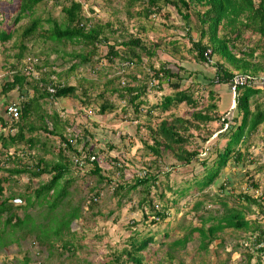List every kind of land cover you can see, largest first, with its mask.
Here are the masks:
<instances>
[{"label":"rangeland","instance_id":"374dc122","mask_svg":"<svg viewBox=\"0 0 264 264\" xmlns=\"http://www.w3.org/2000/svg\"><path fill=\"white\" fill-rule=\"evenodd\" d=\"M9 1L0 0L1 11L6 12L11 9L10 11L14 12L11 5L4 4ZM74 1L82 4L84 16L90 18L93 24H111L114 33L111 34L107 29L105 33L109 38V45L117 44L116 50L127 52L121 46V42L127 39L128 33L137 34L148 46L159 42V48L154 56L142 55L140 62L125 67L118 57L113 60V63L106 59L108 48L104 44L100 47L99 52L101 61L95 63L94 69L85 64L71 70V66L78 62L71 58V54L86 51L81 45L55 46L50 41L44 42L39 37L25 42L27 48L34 55L41 52L48 54L46 60L49 63L48 66H44L38 71L31 65L43 64V56L40 59L27 57L23 63L27 64V66L23 65V70L27 75L37 79L41 74H48L49 71L60 75L66 73L67 76H63L60 82L78 86L80 96L79 86L82 85L87 89L91 100V105L88 107L72 98L50 99L44 107L48 114L58 115L62 124L60 127L63 128L68 140H75V136L83 141L88 140V147L82 154L96 155L101 174L110 182L103 181L98 184L97 177L90 174L93 169L91 164L74 161L70 167V173L63 179L73 181L68 187V195L54 212H57L56 214L48 215L46 202L40 205L32 198V206L18 211L20 219L28 216L23 220L22 226H11L6 228L4 234H1L3 226L2 221L0 222V264H22L26 258L30 264H103L110 261L115 252L124 248L129 249L127 240L130 236H135V233L138 234V239L152 238L153 235L152 242L143 252V264H254V259L248 263L246 258L248 251L242 245L244 241L251 238V231L226 229L218 235V239L206 251L199 249V237L195 231L190 234L183 247L174 249L169 245L182 239L190 229L199 227L201 224L200 215L207 216L204 210L198 213L192 211V207L199 200L208 205V207L206 205L207 210H212L213 213L220 215L223 213V208L219 200L224 199L228 207L241 210L246 220L250 222L255 220L264 230V169L257 168L264 165V123L250 135L244 145L240 146L242 152L248 154L247 159L252 163L245 162L246 164L234 166L229 162L215 182L203 191L197 190L194 182L202 176L203 170L199 164L194 163L185 168L178 167L171 171L168 178L161 176L160 181H168V185L173 191H166L165 199L169 207V216L160 224H151V219L143 221L141 212L136 209V203L141 197L140 193L132 192L121 199L114 195V189L117 186L131 183L135 176L142 175L149 162L153 160V156L140 141L147 134L144 126L137 129L138 123L132 119L134 117L132 108L128 109L129 115L125 119L121 110L124 104L118 100L116 94L109 95V91L105 90L107 82L113 77H120V81L117 82L118 86H135L146 74L154 76V72L159 69L160 65L172 56L174 61L178 62L179 67L173 61L169 66L173 71L179 72L181 76L187 78L184 87L191 86L195 97H200L199 101L202 106L207 105L208 92L213 91L218 115L231 120L237 115L232 92H229L227 85L210 87L208 81L214 76L216 62L223 63L231 71H233L232 66L219 56L212 58L207 64L197 63L194 60L195 53L191 52V43L200 39L199 32L193 26L195 18L192 17L193 21L190 25L192 30L190 29L188 34L189 28L171 6H165L163 14H156L146 20L137 17L129 18L125 13L126 0ZM52 2V0H46L45 3L38 5L32 16V18H39L42 21L43 29L50 27L47 19L55 20L57 23L63 21L61 7L53 6ZM68 3L69 0L63 1V4L67 5ZM140 8L137 5L132 9V12H137ZM165 14H168V17H165ZM30 19V17H26L14 27L9 26V29L14 28L17 31L12 39L4 44V47H0V117L4 120H8L5 107L9 103L20 105L21 98L17 90L11 91L7 95H2L1 90L2 84L11 79L9 68L10 64L14 63L13 55L17 52V47L14 46ZM257 38V36L251 37L249 33L245 32L243 40L240 42L245 44L249 39L246 44L251 45ZM203 42H206V39H203ZM51 78L53 79L55 76L51 75ZM148 86L150 90L141 98L146 103L139 124H144L147 118L145 111L148 107L154 106L160 102L161 98L173 92L168 84H162L158 88L159 80L157 82V79L154 78L149 80ZM28 95L31 97L32 91H28ZM104 99H110L116 103L118 107L114 113L98 114L99 105ZM2 103L5 105L2 106ZM171 113L188 117L191 109L180 105L176 110H171L166 114L156 110L153 113L152 124L158 123L161 118ZM47 125L51 129V122L47 121ZM206 129L214 134L208 142L203 144L200 150L201 156L205 155L207 149L210 150L214 146L222 148L226 142V138L219 137V133H222L223 130L219 132L218 122L210 123ZM1 132L5 135L13 134L15 130L10 131L9 127L3 128L0 123ZM32 135L37 136L42 142L46 141L50 152L44 153L41 147L29 149L27 145L20 144L17 149L20 164H27L31 167L38 158H43L48 163L57 161L58 149L61 146L59 138L46 135L42 131H37ZM26 136L29 137V134ZM73 144L82 151V143L77 145L74 141ZM14 151L11 148L8 152L12 154ZM67 154L71 155V152L67 151ZM7 157L12 158V156L4 154L0 156V160L5 162L8 160ZM71 158L73 160L74 155ZM214 158L215 155H212L209 162ZM114 159H117L118 164L112 161ZM169 159V157H165L164 164H167ZM7 166L12 168L14 165H5V167ZM119 166L123 168L122 175L117 171ZM161 169L165 168L161 167ZM0 176L8 175L5 172H0ZM9 179L3 183L4 192L0 201L9 197L15 199L20 194L25 196L26 191L30 192L28 190H33L46 183L50 179V175L44 174L33 179L28 175H20ZM250 179L257 183V188L252 186L254 183L251 184ZM63 180L59 184L63 185ZM226 181L229 183L226 185V190L222 191L220 187ZM95 185L100 190V194L91 210L89 208L92 196L90 190L95 188ZM242 194H247L256 200L260 199L262 207L259 208L241 201L238 196ZM24 196L15 199L13 203L27 205L24 202ZM128 197L131 198L130 202L127 201ZM48 200L52 201V198ZM174 201L176 204H173ZM119 202H121L120 205H118ZM74 208L78 209L79 217L71 222L68 233L65 230L62 231V240L72 244L77 249L76 252L71 247L62 251L60 239L54 240L53 244L56 249L50 252L49 246L40 244L35 237H46L57 232V228L62 223V221L56 220L58 215L62 212L67 213ZM133 208L136 210L134 211ZM132 221H136L135 226ZM207 226H209L208 223ZM14 230H16L15 233ZM23 234L27 235L22 239Z\"/></svg>","mask_w":264,"mask_h":264},{"label":"trees","instance_id":"16d2710c","mask_svg":"<svg viewBox=\"0 0 264 264\" xmlns=\"http://www.w3.org/2000/svg\"><path fill=\"white\" fill-rule=\"evenodd\" d=\"M45 1L10 0L4 3L11 5L14 8V12H11V9L6 12L1 11L0 6V47H4V44L11 40L17 31L14 28L9 29V26L14 27L26 17L31 18L14 46L17 47V52L13 55L15 61L10 64L9 68L11 79L6 80L2 84V95H7L14 90L18 91L21 98V106H18L20 115L17 120L13 121L10 118L4 120L0 117V123L3 128L9 127L10 131L15 130L13 134L8 133L5 135L2 132L0 133V156L4 154L12 156V158L7 157L8 160L5 162L0 160V172H5L8 175L6 177L0 176V199L4 192L3 183L10 180L9 178L28 175L33 179L44 174L50 175V179L46 183L39 185L33 190H28L30 192L26 191L25 196L20 194L17 197L22 198L24 196V202L27 205H15L13 201L17 198L14 199L13 197L0 201V222L2 221L3 226L1 234H4L6 228L8 229L11 226H22L23 220L28 216L20 219L18 211L26 209L27 206H32V198L38 201L40 205L46 202L48 215L57 213L54 212L68 195V187L73 181L63 179L70 173V167L75 159L93 166L90 174L97 177L98 184L103 183V181L110 182L109 179L101 174L96 155L84 154L85 158L79 159L88 147V140L83 141L78 136H75V140H68L63 128L60 127L62 124L58 115L55 113L48 114L44 107L50 99L59 100L63 98L75 99L80 101L85 107H88L91 105V100L87 89L80 85V96L78 86L60 82L63 76H67L66 73L60 75L54 71H49L48 74H41L37 79L27 75L23 70V65H25L23 63L27 57L40 59L43 56V64L31 65V67L33 66L32 68L38 71L42 67L48 66L49 63L46 60L48 54L41 52L38 55H34L27 48L25 42L39 37L44 42L50 41L55 46L81 45L86 51L71 54V58L78 61L71 66V70L85 64L90 65L94 69L95 63L101 61L99 52L100 47L104 44L108 48L105 57L110 63H113V60L118 57L121 62H130L133 65L140 62L142 55L154 56L159 48V42L148 46L137 34L128 33L127 39L121 42V46L127 52L116 50L117 44L109 45V38L105 33L106 29L111 34L114 33L111 24H93L90 18L84 16L82 4L74 0H69L67 5L63 4L65 0H52L53 6L61 7L63 21L62 23H57L55 20L47 19L50 27L43 29L42 21L39 18H32V16L36 7L45 3ZM137 5L141 7L140 10L132 12V9ZM124 6L125 13L129 18L137 17L146 20L156 14H163L164 7L171 6L189 28L187 30L188 34L190 29L192 30L190 25L193 21L192 17H194L195 23L193 26L200 34V39L191 43V52L195 53L194 60L199 64H207L212 58L219 56L229 63L233 69L231 71L223 63L216 62L214 64V76L208 81L210 87L227 85L229 92H231V81L235 74L250 75L252 77L264 75V0H126ZM13 13L15 14L13 15ZM164 16L168 17V14ZM245 32L249 33L251 37L257 36V40L253 41L251 45H247L246 43L249 41L247 39L245 44H242L240 41L243 40ZM203 39H206V42H203ZM207 51H210V53L207 54ZM172 61L179 67L178 62L174 61L172 56H170L169 60L161 64L159 69L154 72V76L146 74L135 86H118L117 82L120 81V77L111 78L105 86V90L109 91V95L116 94L118 100L123 102L124 105L121 110L124 117H126L125 119L129 115L128 109L132 108L134 115L132 119L138 123L137 129L144 126L147 131L144 139L140 141L153 156V160L149 162L144 173L140 176H135L131 183L117 186L114 189V195L121 199L132 192L140 193L141 197L136 203V209L141 212L143 221L151 219V224H160L169 216V207L166 204L165 195L166 191L171 192L173 190L169 187L168 181H160L161 176L168 178L171 171L178 167L185 168L194 163L199 164L203 170L202 176L194 182L197 190L203 191L215 182L229 162L234 166L250 162L247 159L248 154L243 153L240 146L244 145L250 135L255 133L258 127L264 123V106L257 104L256 100V96L263 92L264 87L250 84L242 88H236L234 109L237 115L231 120H227L225 117L218 115L214 92L211 90L208 92V103L206 106H202L199 101L200 97H195L191 86L184 87L187 78L170 68L169 64ZM51 75L55 76V78L52 79ZM151 78L157 79V82L159 80L158 88L162 84H168L173 92L161 98L159 103L148 107L145 111L147 118L144 124H139L142 120L141 114L146 103L141 98L150 90L148 83ZM48 89H52L53 93H50ZM28 91H32L31 97H29ZM1 105L3 106L5 103ZM180 105H185L191 109L188 117L171 113L161 118L158 123L152 124L154 111L159 110L162 114H166L171 110H176ZM117 107L114 101L104 99L99 105L98 114L114 113ZM47 121L51 122V129L48 128ZM214 122L219 123V132L223 130V134L219 133V137L226 138V142L222 148L214 146L210 150L207 149L205 155L201 156L202 152L200 150L203 144L208 142L214 134L206 128L210 123ZM37 131L59 138L62 147L60 146L58 149L57 161L48 163L43 158H38L31 167L27 164H20V158L17 156V149L20 144L27 145L29 149L41 147L44 153L50 152L46 141L42 142L37 136L32 135ZM27 134H29V137L26 136ZM74 141L77 145L83 144L82 151L77 149L75 144H73ZM11 148L15 151L9 154L8 151ZM67 151H70L71 155L67 154ZM14 153H16V156H14ZM73 155L74 158L72 160L71 157ZM212 155H215V158L209 162ZM91 157H94V160H90ZM165 157L170 158L167 164L163 162ZM112 161L118 164L117 159ZM8 164H13L14 166L12 168L5 167ZM161 167L165 169L162 170ZM258 169L262 170L264 166H259ZM117 171L122 175L123 168H117ZM62 180L63 185L59 184ZM250 182L251 184L254 183L252 184L254 188H257L256 182H252V180ZM228 183L226 181L220 187L222 191L226 190ZM90 192H92V196L89 208L92 210L95 206L94 203H96L95 199L97 201L99 197L100 190L95 185V188H92ZM122 192L124 193L122 194ZM50 198H52V201L48 200ZM238 198L249 205L262 207L260 199L256 200L247 194H242ZM127 201L130 202L131 198L128 197ZM219 202L223 208V213L220 215L213 213L212 210H207L208 205L202 200L197 201L192 207V211L198 213L204 210L207 216L200 215V226L190 229L182 239L174 241L169 246L174 249L183 247L188 241L190 234L195 231L199 237V249L206 251L218 239V235L226 229L251 231L250 235L255 237L253 239L255 244L264 241V230L255 220L253 222L246 220L241 210L228 207L224 199L219 200ZM173 204H176V202L174 201ZM136 209L133 208L134 211ZM216 212L218 213V211ZM78 217V209L75 208L67 213H60L56 220L62 221V223L57 228V232L46 237L36 236V240L46 247L49 246L48 250L52 252L56 249L53 244L54 240L60 239L62 241V251L71 247L76 252L77 249L72 244L62 240V231L65 230L68 233L71 222ZM207 223L209 226H207ZM132 224L135 226L136 221H132ZM26 235L23 234L21 238H26ZM137 235L135 233V236L128 238L129 249L124 248L119 252H115L112 254V259L103 264H143V252L148 247V244L152 242L153 235L152 238L141 239H138ZM246 250L248 251L246 253L248 263L254 259V264H264L261 256V253L264 256V248L253 253L248 248ZM22 264H30V262L26 258Z\"/></svg>","mask_w":264,"mask_h":264},{"label":"built area","instance_id":"2783aa9c","mask_svg":"<svg viewBox=\"0 0 264 264\" xmlns=\"http://www.w3.org/2000/svg\"><path fill=\"white\" fill-rule=\"evenodd\" d=\"M210 51H207V54H209ZM123 65L125 67H129L132 66L133 63L130 62H124ZM256 85V86H261L264 87V75H260L258 77H252L250 75H241V74H235V76L232 78L231 81V92H232V97H233V104H234V98H235V90L236 88H242L245 87L247 85ZM50 93H53L52 89H48ZM5 114L8 118H10L11 120L15 121L19 118V110H18V106L14 103H10L9 105H7L5 107ZM85 156L83 155L81 158H79L80 160L84 159ZM90 160H94V157H91ZM75 161H78L77 159H75ZM82 162V161H79ZM96 201V199H95ZM255 237H251L250 240L248 239L247 241L243 242V246L247 249H249V251H252V253L254 251L257 250H261L262 248H264V241L260 242L259 244H255L254 240ZM261 256L264 260V256L261 253Z\"/></svg>","mask_w":264,"mask_h":264},{"label":"crops","instance_id":"0c3cea01","mask_svg":"<svg viewBox=\"0 0 264 264\" xmlns=\"http://www.w3.org/2000/svg\"><path fill=\"white\" fill-rule=\"evenodd\" d=\"M264 89V88H263ZM259 98V100H258ZM257 104H261L264 106V90L258 96H256ZM253 107V106H252ZM264 166V165H262ZM258 168V167H257ZM258 172V171H257Z\"/></svg>","mask_w":264,"mask_h":264}]
</instances>
